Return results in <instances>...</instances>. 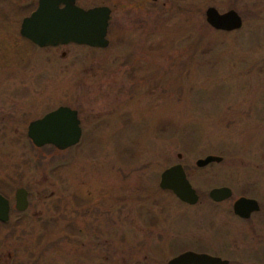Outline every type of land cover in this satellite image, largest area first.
<instances>
[{
	"label": "rangeland",
	"instance_id": "1",
	"mask_svg": "<svg viewBox=\"0 0 264 264\" xmlns=\"http://www.w3.org/2000/svg\"><path fill=\"white\" fill-rule=\"evenodd\" d=\"M35 1L0 0V193L28 200L0 224V264H165L186 249L264 264V0H76L110 8L103 48L23 39ZM209 5L240 28L206 26ZM58 105L77 110L79 141L34 146L27 123ZM208 154L221 159L195 165ZM177 162L194 204L158 186ZM221 185L232 197L213 202ZM239 195L260 206L248 219Z\"/></svg>",
	"mask_w": 264,
	"mask_h": 264
},
{
	"label": "water",
	"instance_id": "2",
	"mask_svg": "<svg viewBox=\"0 0 264 264\" xmlns=\"http://www.w3.org/2000/svg\"><path fill=\"white\" fill-rule=\"evenodd\" d=\"M110 8L106 5H94L83 8L74 0H36L35 6L24 15L18 25V34L38 47L56 46L73 42L90 47L107 46V23ZM204 21L216 30H236L242 24L239 13L229 8L218 11L214 6H207ZM26 136L34 146L49 144L57 149H65L76 144L81 136V127L77 110L66 105H58L26 125ZM179 156V154L177 155ZM220 156L208 154L195 160L196 166H203L211 161L217 162ZM158 186L167 189L182 202L194 204L198 195L185 176L180 163L165 167L159 173ZM231 195L228 186L212 187L208 197L220 201ZM28 205L27 191L17 187L13 194V208L25 210ZM258 208L256 200L244 196L232 203V212L240 217ZM9 200L0 193V221L8 218ZM227 260L206 253L186 250L169 258L166 264H226Z\"/></svg>",
	"mask_w": 264,
	"mask_h": 264
},
{
	"label": "flooded vegetation",
	"instance_id": "3",
	"mask_svg": "<svg viewBox=\"0 0 264 264\" xmlns=\"http://www.w3.org/2000/svg\"><path fill=\"white\" fill-rule=\"evenodd\" d=\"M74 3L76 4V0H74ZM78 5V4H77ZM91 7V6H90ZM34 8V7H33ZM32 9V8H31ZM30 9V10H31ZM29 10V11H30ZM22 18V17H21ZM23 38V37H22ZM23 39H25V38H23ZM26 41H28L27 39H25ZM29 43H31L30 41H28ZM31 44H33V43H31ZM66 44H76V43H73V42H68V43H66ZM60 45H62V44H60ZM64 45V44H63ZM80 45H83V44H80ZM87 46V45H86ZM206 165V164H205ZM204 166V165H203ZM183 168V167H182ZM183 170H184V168H183ZM184 173H185V176H186V172H185V170H184ZM186 178H187V176H186ZM191 184V183H190ZM221 186H226V185H221ZM216 187H218V186H216ZM16 189V188H15ZM231 190V189H230ZM15 191V190H14ZM27 191V190H26ZM14 194V193H13ZM207 196H208V191H207ZM240 196H244V197H248V196H245V195H239V196H237V197H234L232 200H231V210H232V203H233V201L236 199V198H238V197H240ZM6 197V196H5ZM232 197V191H231V195L229 196V197H227V198H224V199H222V200H220V201H223V200H226V199H229V198H231ZM209 198V197H208ZM248 198H252V197H248ZM198 199H199V196H198ZM198 199H197V201H198ZM210 199V198H209ZM252 199H254V200H256L255 198H252ZM9 200V199H8ZM179 200V199H178ZM211 200V199H210ZM180 201V200H179ZM196 201V202H197ZM213 202H220V201H214V200H212ZM182 202V201H181ZM195 202V203H196ZM256 202H257V200H256ZM183 203H185V202H183ZM185 204H188V203H185ZM189 205H191V204H189ZM257 205H258V208L256 209V210H253V211H251L249 214H248V216L247 217H240V216H238V215H236V214H234L233 212V214L236 216V217H238V218H240V219H248L249 217H250V215L252 214V213H254V212H257L259 209H260V206H259V204H258V202H257ZM12 210H14V211H16L14 208H13V204L12 205H10V203H9V211H8V218H7V220H5V221H0V224H3V225H6V224H8L9 223V217H10V214H11V212H12ZM16 212H20V211H16ZM14 220H16V219H14ZM186 250H190V251H194V250H191V249H186ZM186 250H182V251H180V252H183V251H186ZM179 252V253H180ZM194 252H200V253H206V254H209V255H212V256H218V257H220V258H222L221 256H219V255H217V254H212V253H210V252H207V251H194ZM178 254V253H177ZM176 255V254H175ZM174 255H172L171 257H173ZM171 257H169V258H171ZM169 258H167L166 260H165V264H166V262H167V260L169 259ZM222 259H225V258H222ZM227 260V262H226V264H228L229 263V261H228V259H226ZM250 264H257V263H250Z\"/></svg>",
	"mask_w": 264,
	"mask_h": 264
},
{
	"label": "trees",
	"instance_id": "4",
	"mask_svg": "<svg viewBox=\"0 0 264 264\" xmlns=\"http://www.w3.org/2000/svg\"><path fill=\"white\" fill-rule=\"evenodd\" d=\"M31 6H28L27 8L29 9ZM205 25L207 26V24L205 23ZM52 148H55V147H53L52 145H50Z\"/></svg>",
	"mask_w": 264,
	"mask_h": 264
}]
</instances>
